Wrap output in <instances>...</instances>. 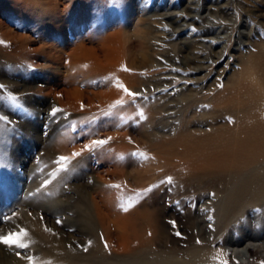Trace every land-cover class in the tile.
Returning <instances> with one entry per match:
<instances>
[{
  "label": "rangeland",
  "instance_id": "1",
  "mask_svg": "<svg viewBox=\"0 0 264 264\" xmlns=\"http://www.w3.org/2000/svg\"><path fill=\"white\" fill-rule=\"evenodd\" d=\"M104 43L117 66L107 67ZM83 44L101 58L76 55ZM117 80L142 95L124 97ZM0 84L9 119L0 130V235L24 228L30 243L0 244L11 264H28L17 252L35 264L264 261V195L234 209L224 200L231 184L219 180L264 173V146L250 153L264 143V0H0ZM77 93V106L59 103ZM53 107L63 111L52 117ZM94 139L109 143L52 177L60 156ZM168 176L173 183L160 184Z\"/></svg>",
  "mask_w": 264,
  "mask_h": 264
},
{
  "label": "snow or ice",
  "instance_id": "2",
  "mask_svg": "<svg viewBox=\"0 0 264 264\" xmlns=\"http://www.w3.org/2000/svg\"><path fill=\"white\" fill-rule=\"evenodd\" d=\"M124 71H128V69L125 67L123 69ZM222 87V85H220ZM116 87L120 90H122L124 92V94L131 98L133 101L136 100L137 97H140L142 95V93L139 92H134L129 90L124 84H122L119 80L116 81ZM5 90V85L0 84V92ZM3 96H0V99H3ZM7 99L11 102V104L18 108V109H23V105L20 102V99L18 96L11 94L10 92L7 93ZM125 101L123 99L120 100H116L114 104L110 105L108 111L103 112V115L105 116H110L113 115L112 110L117 108L118 106L122 107L124 105ZM81 107L83 108V104L81 105ZM63 110L58 108V107H53L51 110V116L55 117L57 115V113L62 112ZM138 117L139 119L143 120L145 119L144 113L143 111H140L138 113ZM94 119V118H93ZM231 122V121H230ZM9 123V119L7 116L5 115H0V130H5V125ZM110 139V138H109ZM109 139H94L91 141L90 144H86L84 145V148L81 149V151L78 152H73L71 157L68 156H60L58 158V160L55 162L59 165V167L56 169L55 172L51 173L52 177L54 178L56 176V174L58 172H62V171H67V164L74 158V157H79L82 155L83 151H92L96 148H102L103 146H105L106 144L109 143ZM133 155H137L139 157H142L144 159H147V155L144 152H136L133 153ZM50 181L46 180L44 182L45 185H47ZM172 184L173 183V178L171 176L166 177L164 180L160 181V184ZM110 187L112 188H116V189H121L122 186L119 184H114V185H110ZM159 187V185H152L147 189H144L142 191H136L135 194L133 196H130L127 198V204L124 205L122 204L123 210L125 212H127L131 207H133L136 203H138L147 193L151 192L153 189ZM214 195V194H213ZM15 215V214H13ZM5 220H10L12 219L11 216L9 217H5ZM41 219H43V217H41ZM209 219H211V217H209ZM57 224H60L61 221L57 220L56 221ZM170 223L173 224V227H175V222L174 221H170ZM45 231L47 232H52V230L50 228H45ZM54 234V233H53ZM151 234V233H149ZM177 236H180L181 233L180 232H176ZM29 236V233L26 229L24 228H20L19 231H10L7 233V235H0V244L6 245L10 248H17V249H28L30 247V243L26 242V238ZM91 241L88 242L89 246H91ZM197 243H201L199 240L197 241ZM105 248L108 249V244L107 242H105L104 244ZM69 247H71V245H69ZM82 247V250L87 252L88 248L87 247ZM17 256H19L21 259H26L28 261V264H35V257L32 255H23L21 252H17L16 253ZM261 264H264V261L261 262Z\"/></svg>",
  "mask_w": 264,
  "mask_h": 264
},
{
  "label": "bare ground",
  "instance_id": "3",
  "mask_svg": "<svg viewBox=\"0 0 264 264\" xmlns=\"http://www.w3.org/2000/svg\"><path fill=\"white\" fill-rule=\"evenodd\" d=\"M51 2H53L54 0H50ZM56 1V0H55ZM116 34V33H115ZM119 34V33H118ZM119 37V36H118ZM113 38V37H112ZM111 38V39H112ZM117 39V38H116ZM116 41V40H115ZM106 45V43H104L103 45H102V47H101V51L104 53V56H105V60L104 61H106L107 62V67L109 68L110 66H113V67H115V66H117V64H118V62H116V55L114 56V48L113 47H111L110 45L109 46H105ZM100 49V48H99ZM98 48L97 47H88L86 44H83V45H81V46H79V48H77V50H75V52H76V55L78 54L79 55V57L80 58H83L84 60L86 59L87 60V58H88V55H90V57L93 59V58H96V59H98V58H101V57H99L98 56ZM109 71V70H108ZM260 72V71H259ZM261 73V72H260ZM121 74V73H120ZM136 80H130V82L128 83L129 84V86L131 87V88H134V82H135ZM126 82V81H125ZM74 91V90H73ZM111 92V91H110ZM73 93V92H72ZM73 95V94H72ZM74 96H76L75 94H74ZM108 96V95H107ZM109 96H110V94H109ZM72 97V96H71ZM105 97V96H104ZM124 97H127V96H124ZM74 98V97H73ZM76 99H75V102H71V100L70 101H67L68 103H64V100H62V99H59V103L62 105V106H64V107H67V106H71V107H75V106H77V102H78V100H79V95H78V93H77V96L75 97ZM128 98V97H127ZM69 98H67V100H68ZM109 99V98H108ZM115 99H116V97H115ZM118 99V98H117ZM104 101V100H103ZM111 102V101H110ZM103 103V102H102ZM229 103H232V101L230 100V101H228V104ZM261 104H262V101L260 102ZM259 103V104H260ZM69 104V105H68ZM255 104V103H254ZM257 107V106H256ZM247 108V111L248 112H251L252 110L253 111H256L257 109H258V107L257 108H255V105L254 106H251V105H249L248 107H246ZM155 109V108H154ZM151 110V109H150ZM239 110V109H238ZM151 114H153V113H151ZM149 116V115H148ZM249 117V116H248ZM252 118V117H251ZM260 132V131H259ZM256 145V146H255ZM255 145H253V146H255V148L252 150V151H250V153H257V152H259V151H261V148L264 146V143L263 142H255ZM225 147V146H224ZM215 148H216V146H215ZM222 152V151H221ZM264 164V163H263ZM241 171V170H240ZM261 171V170H260ZM264 171V170H263ZM241 173V172H240ZM237 174V173H236ZM231 175V174H230ZM220 177H219V180H222V181H225V183H227V184H231V187L233 188V191L232 192H234V194L232 195V194H230V195H232V197H230V195H225V197H224V200H227L226 202H228V203H226L227 204V206L229 207V206H233V208L234 209H238V207H240V205H241V203H243V202H246V201H248L249 199H254V198H256L257 199V197H259V196H263L264 195V173H262L260 176H261V179H260V181L258 180V178L257 177H252V178H249V176L247 177H245V176H240V175H237L236 177H233L232 175L230 176V177H228V175H224V177H223V175H219ZM252 176H255V175H252ZM102 178V177H101ZM259 183V184H258ZM256 185V186H255ZM227 188V187H226ZM225 188V189H226ZM94 199V198H93ZM96 199V198H95ZM97 200V199H96ZM98 202V201H97ZM225 203V202H224ZM228 204H230V205H228ZM225 205V204H224ZM101 206V205H100ZM226 206V205H225ZM98 211L97 212H99V214H101V215H103L102 213H101V207H98V209H97ZM226 211V210H225ZM233 213V209L232 210H227L226 212H225V215H224V217L222 218L221 217V219H219V222H220V224H222V223H224V225L227 223V221L229 220V218H230V215ZM44 230V229H43ZM125 231V230H124ZM127 236L126 235H123V238H122V246L124 245H126V247L129 245V244H127V242L129 243L130 242V238L128 237V238H126ZM52 239V238H51ZM60 241V240H59ZM62 242V241H61ZM60 242V244H61V246H63L62 245V243ZM199 255V256H198ZM196 260L198 261V262H200V261H205L206 260V257H207V253L206 252H202V253H197L196 254ZM12 263V261H11V259H9V257L8 256H6V254H4V253H2L1 251H0V264H11ZM162 264H165V263H162Z\"/></svg>",
  "mask_w": 264,
  "mask_h": 264
}]
</instances>
